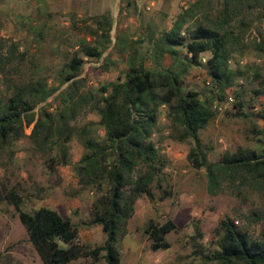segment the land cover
<instances>
[{"label": "rangeland", "instance_id": "rangeland-1", "mask_svg": "<svg viewBox=\"0 0 264 264\" xmlns=\"http://www.w3.org/2000/svg\"><path fill=\"white\" fill-rule=\"evenodd\" d=\"M226 1L233 19L221 32L229 38L231 68L244 75L226 90L225 102H215L218 117L199 134L207 165L219 164L225 155L240 149L259 156L264 153V119L258 118L264 115V96L255 94L264 91V0H0V96L7 100L16 87L37 82L48 89L59 87L34 110L36 120L44 111L55 123L48 140H44L46 132L34 138L33 126L27 127L24 137L0 153V180L6 192L0 193V264H43L14 205L4 197L11 191L23 198L22 209L27 213L50 208L69 219L79 230L81 245L93 250L105 244L107 236L94 223L92 213L106 188L87 186L77 169L88 153L86 139L105 140L96 110L100 89L126 78L130 57L135 56L147 69L158 67L148 42L150 30L161 37L181 13L199 2L183 36L189 41L199 25L220 23ZM104 15H110L113 22L112 43L99 62L85 59L76 78L79 100L73 104L78 105L69 113V124L57 129L58 110L66 109L58 96L71 83H63L70 72L68 64L80 40L95 45L107 31L104 21L100 28L95 20ZM106 57L113 64L104 69ZM187 57L185 49L171 48L161 67H176L186 63ZM210 57V52L203 54L202 65L191 67L185 77L184 90L196 91L202 99L211 95L206 67ZM255 73L262 77L255 78ZM239 100L251 118L234 116ZM169 110L167 106L159 109L150 139L167 160L166 167L152 185L154 199H138L125 236L119 235L122 264H207L204 257L220 250L225 234L221 222L225 220L252 239L264 236V220L254 215H264V192L258 182L250 176L244 180L248 175L220 173L217 188L210 190L207 168L197 169L189 160L195 142L177 140ZM155 230H168L163 242L154 237ZM161 242L170 248L156 247ZM72 264L92 261L81 259ZM100 264H107L104 258Z\"/></svg>", "mask_w": 264, "mask_h": 264}, {"label": "trees", "instance_id": "trees-1", "mask_svg": "<svg viewBox=\"0 0 264 264\" xmlns=\"http://www.w3.org/2000/svg\"><path fill=\"white\" fill-rule=\"evenodd\" d=\"M228 3L226 1L225 14L218 25H199L189 41L183 36L188 30V22L196 15L195 9L199 2L181 13L173 27L161 37H155L150 30L148 42L152 46L153 60L158 67L147 69L135 56L130 57L126 78L101 87V98L96 110L101 117L100 125L106 132L105 140L98 143L93 139H86L88 153L79 162L77 169L82 182L87 186H96L102 191L106 188L92 213L94 223L102 226L107 236L103 246L91 250L81 245L77 227L57 211L41 208L27 213L22 209L24 200L19 194L11 191L4 196L14 205L29 241L43 264H72L81 259H90L92 264H100L103 258L107 264H122L117 248L119 235L125 236V226L135 213L138 199H154L152 185L159 181V175L166 167L167 160L150 140L158 121V111L163 106L170 109L169 117L173 131L178 135L177 140L185 142L192 139L195 142V147L189 153V160L193 161L197 169L207 168L210 190L217 188L218 174L229 173L248 175L244 180H248L250 176L264 192V153L259 156L255 152L240 149L235 154L225 155L219 164L207 165V156L201 149L199 139L200 132L218 117L215 102H225L226 90L233 88L237 79L244 75L242 71L231 68L229 38L227 33L221 32L233 19L227 9ZM95 20L100 28L104 21L107 31L101 34L95 45L86 40L79 41L78 51L68 64L70 72L63 82L71 83L58 96L66 109L58 110L60 126L57 129L69 124V113H73V108L78 105L73 104L79 100V97L76 99V78L79 77L85 59L99 62L112 43L110 32L113 22L110 15ZM171 48L185 49L188 56L186 63L179 62L176 67L173 65L174 68L171 65L168 68L161 67ZM207 52L212 54L206 63L212 84L211 95L202 99L196 91H185L184 85L189 69L201 66V56ZM110 64H113L112 61L106 57L103 68L107 69ZM261 77L260 73H255V78ZM58 90L59 87L48 89L37 82L31 86L16 87L7 100L0 96V153L24 137L27 127L33 126L31 136L34 138L39 137L41 132H46L44 140H48L55 123L43 114L44 111L36 120L34 110ZM255 94L264 96V91L258 90ZM234 106L237 109L234 114L236 118H251L244 111L243 101L239 100ZM258 118L264 119V115H259ZM255 134L262 132L255 130ZM69 139L70 137L67 141ZM4 191L5 187L0 180V193L5 194ZM254 215L264 220V215ZM221 227L225 234L220 250L213 256L204 257L207 264H264V236L262 239H252L249 234L237 231L229 220L222 221ZM167 232L168 230H155L153 235L160 242ZM162 242L156 247L165 250L170 248L169 244Z\"/></svg>", "mask_w": 264, "mask_h": 264}, {"label": "built area", "instance_id": "built-area-1", "mask_svg": "<svg viewBox=\"0 0 264 264\" xmlns=\"http://www.w3.org/2000/svg\"><path fill=\"white\" fill-rule=\"evenodd\" d=\"M146 10H147V11H151V7H147Z\"/></svg>", "mask_w": 264, "mask_h": 264}]
</instances>
